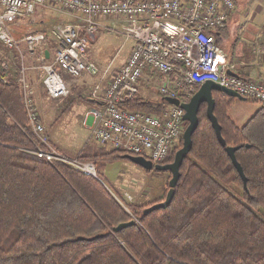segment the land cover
Segmentation results:
<instances>
[{
  "label": "trees",
  "instance_id": "1",
  "mask_svg": "<svg viewBox=\"0 0 264 264\" xmlns=\"http://www.w3.org/2000/svg\"><path fill=\"white\" fill-rule=\"evenodd\" d=\"M6 59L0 51V264H264V102L238 125L229 115L234 98L214 93L227 145H242L236 156L247 185L202 103L171 204L144 213L166 198L172 173L166 170L161 197L127 202L102 178L29 151L38 138L24 106L19 65L8 59L4 66ZM167 105L140 93L127 103L157 114ZM128 153L79 155L95 163Z\"/></svg>",
  "mask_w": 264,
  "mask_h": 264
},
{
  "label": "built area",
  "instance_id": "2",
  "mask_svg": "<svg viewBox=\"0 0 264 264\" xmlns=\"http://www.w3.org/2000/svg\"><path fill=\"white\" fill-rule=\"evenodd\" d=\"M51 4L72 12L74 19L55 22L47 30L19 33L25 18ZM235 6L236 0H0V43L21 61L19 81L29 122L38 138V147L30 151L96 176L94 163L70 156L51 143L45 124L39 120L27 74L31 69L41 71L46 91L60 98L70 93L62 71L75 77L97 73V63L87 54L97 39L101 15L120 16V31L134 39L135 46L110 83L106 87L97 84L91 93L103 102L88 112L91 134L98 141L148 156L154 162L171 157L185 130L183 108L170 105L163 114H153L126 106L138 94L148 67L164 76L158 87L164 95L180 97L189 92L188 86L212 80L264 102V80L229 73L238 71V63L217 42L216 32L227 25ZM30 58L36 60L32 65L27 64ZM2 64L8 65L5 61Z\"/></svg>",
  "mask_w": 264,
  "mask_h": 264
},
{
  "label": "rangeland",
  "instance_id": "3",
  "mask_svg": "<svg viewBox=\"0 0 264 264\" xmlns=\"http://www.w3.org/2000/svg\"><path fill=\"white\" fill-rule=\"evenodd\" d=\"M52 5L42 6L31 17L25 18L22 21L23 26L19 25L21 28L19 33L25 31V29L47 30L55 22L74 19L72 12ZM122 22V18L115 15H101L98 18L100 29L98 30L97 39L91 44L88 54L97 63L99 72L106 71L108 69L106 67L109 65L114 70L128 55L134 43V39L126 37L120 31ZM263 24L264 0H237L227 28L220 35L219 43L230 53L232 50L235 51L237 40L242 42V44L244 42L250 44L252 41H260L261 38L259 35L257 36L256 28H259ZM0 51L21 68V61L14 51L7 49L1 43ZM8 59L5 62H9ZM35 61V59L30 58L27 64L32 65ZM234 62L238 63L239 66V62ZM111 69L108 70V73ZM29 72L36 81V86L31 85L28 78L33 90L32 98L39 111V120L45 124L50 141L56 148L80 159H82L79 155L80 153L94 155L115 149L110 144L102 143L91 136L90 125L87 122L91 118L88 116V112L91 109L84 114L86 109L92 106L91 101L86 100L85 97L90 92L89 99H93L91 93L94 89L93 87L99 81L89 82L85 78H82L80 81L75 78H69L66 82L67 85L71 83V85L78 86L84 83L83 87L80 88L79 92H76V90L71 93L70 91L67 97L54 99L47 96L40 78H37V74L40 71L31 69ZM98 84L103 86L102 83ZM192 91L194 90L192 89ZM161 97L159 99L163 101V96ZM233 98L229 115L238 125H243L262 105V102L259 100ZM100 106H95L92 109L100 108ZM94 165L96 166L97 173L95 177L102 178L109 188L123 195V198L127 202L146 203L161 197L164 193L168 174L166 170L147 169L123 155L114 156L109 159H97ZM119 200L121 201L120 198Z\"/></svg>",
  "mask_w": 264,
  "mask_h": 264
},
{
  "label": "water",
  "instance_id": "4",
  "mask_svg": "<svg viewBox=\"0 0 264 264\" xmlns=\"http://www.w3.org/2000/svg\"><path fill=\"white\" fill-rule=\"evenodd\" d=\"M46 55L47 57L50 56V51L48 49H46ZM230 73L237 75V73L233 71H230ZM214 91L221 93L223 97L232 96V97H237L240 99H245V97H243L236 90L228 86L221 85L220 83L214 82L212 80H206L205 82H203L188 101H181L177 97H171V96L164 97V101L169 102L171 104L180 105L185 110V113L183 116L184 120H187L189 122L188 126L186 127L185 133H184V143L182 147L176 151L175 158L173 161L167 162V163H156L155 164L151 159H148L142 155L140 156L131 155V154L123 155L124 157L131 159L132 161L144 166L147 169L155 168L158 170H169L172 173V177L169 181L170 188L168 190L165 200L154 203L153 205L145 208L144 213H148L154 209H158L161 207H167L168 205L171 204L172 199L175 195V187L181 176L180 168L183 164V161L186 155L192 149V145H193L192 135L199 124L198 112H199V109L202 103L207 104V114L210 120L212 121L217 137L219 141L221 142V144L225 146V149L227 153L229 154V156L231 157L234 166L237 168L238 172L243 178L244 184L247 185V177L245 175L243 166L241 165V163L239 162L236 156V151L242 145H237V146L227 145L226 140L222 134V126L214 112L215 105H216ZM134 222L135 220H131L129 222H122L115 227V231H119L123 227H126L129 224H133ZM100 235L101 234L97 236H100Z\"/></svg>",
  "mask_w": 264,
  "mask_h": 264
},
{
  "label": "crops",
  "instance_id": "5",
  "mask_svg": "<svg viewBox=\"0 0 264 264\" xmlns=\"http://www.w3.org/2000/svg\"><path fill=\"white\" fill-rule=\"evenodd\" d=\"M223 30L219 32L218 38H220V35L223 33ZM256 30H257V33H256L257 36L259 35V37L261 38L260 41H256V42L252 41L250 44L244 42L242 44V42H239V40H237V45H236L235 51L232 50L230 53H229V51H226V52L228 53V56L232 61L234 60V61L239 62L237 72L242 77L247 78V79L256 77V78L264 80V24L262 26H260L259 28H256ZM134 46H135V41L132 44L128 55H126V57L123 59V61L114 70H112L111 69L112 67H110V65H109L108 67H106V68H108L106 71H101L97 74L86 72L80 77H72L66 71H62L64 80H66V82H67V79L75 78V79H78L80 81L82 78H85L89 82L99 81L98 83H102L103 87H106L109 84V82L111 81L114 74L116 72H118L121 69V67L123 66V64L126 62L128 56L131 53ZM87 58L91 61H94L89 56V54H87ZM109 69H111V71L108 73ZM38 77L40 78V80L42 82V72L41 71L38 72L37 78ZM163 77L164 76L157 74L156 72L152 71L151 68L148 67L146 69V72H145L143 79L140 82V89H139L140 95H142L144 97H151L152 99H155V98L159 99V97H161L162 95H160V92L158 90V86L161 83ZM28 78H29L31 85L33 84L36 86V81L30 72H28ZM98 83H96V84H98ZM83 85H84V83L79 84L78 86L77 85H71V83L70 84L68 83V87H69L71 93H73V91L75 92L76 90H77L76 92H79L80 88L83 87ZM88 88L90 89L89 86H88ZM81 91L85 92L84 90H81ZM89 96H90V92L86 95L85 98H86V100L91 101L92 106L89 109H86L84 114L86 112H88L90 109H92L93 107L99 106L101 104L99 101H96L92 98L89 99L90 98ZM161 99H162V97H161Z\"/></svg>",
  "mask_w": 264,
  "mask_h": 264
},
{
  "label": "bare ground",
  "instance_id": "6",
  "mask_svg": "<svg viewBox=\"0 0 264 264\" xmlns=\"http://www.w3.org/2000/svg\"><path fill=\"white\" fill-rule=\"evenodd\" d=\"M232 12H233V11H232ZM232 12H231V14H232ZM231 14H230V16H231ZM230 16H229V19H230ZM228 21H229V20H228ZM227 24H228V23H227ZM226 27H227V25H226L223 29H225ZM223 29L218 30V31L216 32V38H218V34H219V32L222 31ZM217 42H218V41H217ZM218 43H219V42H218ZM219 44H220V43H219ZM220 45H221V44H220ZM221 46H222V45H221ZM152 71H153V70H152ZM98 72H99V71H98ZM98 72H97V73H98ZM154 72H156V71H154ZM85 73H86V72H85ZM97 73H94V74H97ZM157 73H158V72H157ZM229 73H230V71H229ZM235 73H237V75L241 76L240 74H238V72H235ZM83 74H84V73H83ZM83 74H82V75H83ZM158 74H159V73H158ZM231 74H232V73H231ZM82 75H81V76H82ZM144 75H145V74H144ZM160 75H162V74H160ZM235 75H236V74H235ZM162 76H163V75H162ZM72 77H75V76H72ZM77 77H80V76H77ZM143 77H144V76H143ZM143 77H142V79H143ZM241 77H242V76H241ZM243 78H244V77H243ZM142 79H141V80H142ZM246 79H247V78H246ZM111 80H112V79H111ZM141 80H140V82H141ZM19 82H20V81H19ZM65 82H66V81H65ZM109 83H110V82H109ZM202 83H203V82H202ZM202 83L198 84L199 87H200V85H201ZM66 84H67V83H66ZM42 85H43V84H42ZM194 85H195V84H192V85L188 86L189 88L187 87V89H188V91H189L187 94H183V95H181L180 97H177V98H179L181 101H188V100L191 98V96L196 92V91H195V92L193 93V91H192ZM221 85H222V84H221ZM21 86H22V84H21ZM191 86H192V87H191ZM224 86H225V85H224ZM43 87H44V86H43ZM158 87H159V86H158ZM190 87H191V88H190ZM22 88H23V87H22ZM230 88H231V87H230ZM44 89H45V88H44ZM232 89H233V88H232ZM45 91H46V89H45ZM46 92H47V91H46ZM159 92H160V91H159ZM215 92H217V91H214V93H215ZM237 92H238V91H237ZM47 93H48V92H47ZM138 93H139V92H138ZM192 93H193V94H192ZM136 95H137V94H136ZM136 95H135V96H136ZM160 95L163 96V101H164V97H165V96H170V95H164V94H162L161 92H160ZM221 95H222V94H221ZM241 95H242V94H241ZM48 96H50L49 93H48ZM135 96H134V97H135ZM222 96H223V95H222ZM242 96L246 98V96H244V95H242ZM50 97H51V96H50ZM65 97H67V96H65ZM134 97H133V98H134ZM171 97H174V96H171ZM231 97H232V96H231ZM51 98H53V97H51ZM60 98H61V97H60ZM133 98H132V99H133ZM247 98H249V97H247ZM54 99H58V98H54ZM93 99L96 100V101H99V102L101 103L100 105L102 106L103 102H102L101 98H99V99H97V98H93ZM132 99H131V100H132ZM131 100H129V101H131ZM129 101H128V102H129ZM164 102H166V101H164ZM166 103L168 104V105H167V108H168L170 105H175V104H171V103H169V102H166ZM101 106H100V107H101ZM126 106H127V105H126ZM177 106H180V105H177ZM180 107H181V106H180ZM167 108H166V109H167ZM129 109H130V108H129ZM166 109H165V111H166ZM183 110H184V109H183ZM165 111H164V112H165ZM164 112H163V113H164ZM163 113H162V114H163ZM184 113H185V110H184ZM183 116H184V115H183ZM87 122H88V124L90 125L91 122H92V118H90L89 120H87ZM183 122H184V118H183ZM184 126H185V123H184ZM187 126H188V125H187ZM89 129H90V127H89ZM185 130H186V126H185ZM185 130H184V133H185ZM90 131H91V130H90ZM91 136H92V134H91ZM92 137L95 138L94 136H92ZM183 138H184V134H183ZM183 138H182V139H183ZM180 141H181V140H180ZM177 144H179V142H178ZM177 144H176V145H177ZM176 145H175V146H176ZM113 148H114V147H113ZM174 148H175V147H174ZM115 149H120V148H115ZM123 150H124V149H123ZM128 152H129V151H128ZM130 153H131V152H130ZM130 153H128V154H130ZM175 154H176V153H175ZM131 155H138V156H140V154H134V153H131ZM37 156H38V155H37ZM142 156H145V155H142ZM145 157L148 158V159H151V158H149L148 156H145ZM151 160H152V159H151ZM152 161H153V160H152ZM167 161H169V159H168ZM167 161H164V162H154V161H153V162L156 164V163H166Z\"/></svg>",
  "mask_w": 264,
  "mask_h": 264
}]
</instances>
